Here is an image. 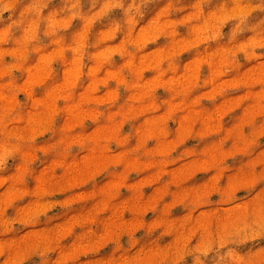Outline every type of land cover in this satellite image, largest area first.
<instances>
[{
    "label": "rangeland",
    "instance_id": "374dc122",
    "mask_svg": "<svg viewBox=\"0 0 264 264\" xmlns=\"http://www.w3.org/2000/svg\"><path fill=\"white\" fill-rule=\"evenodd\" d=\"M0 264H264V0H0Z\"/></svg>",
    "mask_w": 264,
    "mask_h": 264
}]
</instances>
